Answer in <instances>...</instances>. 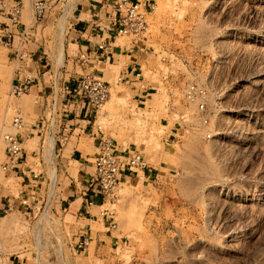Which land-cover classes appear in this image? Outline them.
Masks as SVG:
<instances>
[{"label": "rangeland", "instance_id": "obj_1", "mask_svg": "<svg viewBox=\"0 0 264 264\" xmlns=\"http://www.w3.org/2000/svg\"><path fill=\"white\" fill-rule=\"evenodd\" d=\"M79 1H57L46 13L53 35L43 68L51 81L81 73L78 64L75 69L64 62L61 51L66 20ZM150 1L148 29L137 38L143 48L139 64L127 76L121 70L128 56L100 67L96 74L109 82L110 94L91 114L118 148L144 155L150 176H120L115 202L102 207L113 209L116 227L107 230L99 209L93 211L96 239L88 256L67 255L69 263L49 249V224L35 228L41 208L35 217L17 208L0 211V264H264V0ZM130 38L118 36L116 43ZM8 51L0 45V208L23 185L15 171L2 168L1 136L12 131L17 112L37 99L11 93L15 65ZM191 82L204 88L205 122L184 96ZM54 141L36 133L25 146L32 169L46 179L56 176L61 186L77 170L59 161ZM62 213L53 233L63 231L65 238L71 218Z\"/></svg>", "mask_w": 264, "mask_h": 264}, {"label": "built area", "instance_id": "obj_2", "mask_svg": "<svg viewBox=\"0 0 264 264\" xmlns=\"http://www.w3.org/2000/svg\"><path fill=\"white\" fill-rule=\"evenodd\" d=\"M57 1L60 0H29L32 23L28 26V29H32L33 25L40 23L45 18L50 5ZM153 8L154 3L150 0H113V11L109 15V23L106 26L96 24L101 34L100 40L91 49L77 54L76 60L81 69L77 94L95 113L110 94L109 82L97 76L96 73L100 69L95 62L99 61L102 56L110 54L116 37H142L148 29L147 16ZM23 12L24 3L21 0L0 2V45L8 50L13 49V52L8 55L13 58L18 68L15 82L11 86V93L18 97L30 92L35 79L31 72L28 70L24 72L23 68L27 67L30 53L27 49L29 43L27 27L24 26L22 30L19 29ZM1 18L8 20V23L1 20ZM15 36L17 37L16 47H14ZM184 96L188 101L196 103L200 118L205 122L204 88L197 83H187L184 88ZM46 109L47 112L41 114L35 127L39 135L45 134L48 138H52L57 126L60 124V111L58 110L56 99L50 101ZM18 112L11 120L12 131L5 132L1 136L6 158L2 163L4 170L16 171L23 159V139L20 131L24 127L25 122ZM149 169L150 167L144 155L139 150L136 148H118L114 139L101 131L93 157V170L87 179L85 206L93 205L92 197L97 196L101 199L98 205V213L104 218V223H107V230L116 227L114 211L113 209L102 207L106 203L112 204L115 202L117 197L116 188L120 183V176H128L134 173V176L139 179L144 178L145 175L148 178L149 174L147 172H149ZM139 172L141 175L138 174ZM46 178L41 172L32 171L28 177V182L35 187L34 190L27 195L22 194V190H19L20 195L17 197V202L7 199L0 211L8 214L17 208L23 214L29 216L32 213L34 214L33 217H35V213H38L41 208L40 216L36 219L37 222L35 224L37 227L35 228L37 231L40 230L39 224H41V221L49 224L48 227L52 235V243H48L49 249L55 253L57 259L64 263H69L67 255L72 258L76 254L83 253L85 248L91 243L92 238L90 235L84 234L77 242L69 243L65 238H62L63 231L60 233L61 235L56 232L53 233L56 217L60 218L58 210L55 209V204L59 199V190H57L59 183L56 176ZM40 189L44 192L43 196L35 192L36 190L39 192ZM51 202L55 204L49 207ZM64 236H66V233ZM35 255L37 256V254ZM54 262L60 263L55 260Z\"/></svg>", "mask_w": 264, "mask_h": 264}, {"label": "crops", "instance_id": "obj_3", "mask_svg": "<svg viewBox=\"0 0 264 264\" xmlns=\"http://www.w3.org/2000/svg\"><path fill=\"white\" fill-rule=\"evenodd\" d=\"M21 1L24 3V0ZM112 11L113 0H80L75 5L66 20L63 42L61 43L64 62H68L67 64L71 62L76 69V64H78L76 60L77 54L81 51L91 49L100 40L101 34L96 24L106 26L109 23V15L112 14ZM30 13L25 15L23 12L19 29L22 30L24 26L27 27L26 31L29 36L27 49L30 53L27 67L23 68L24 72L28 70L35 78L29 93L32 97L36 96L37 99L34 101L31 109L19 110L25 122L24 127L20 131L23 139V155L25 157L19 163L18 169L15 172L23 182L20 189L22 190V194L27 195L32 192L35 187L28 182V177L34 170L28 163L27 156L31 152L25 144L29 138L37 133L35 126L41 114L44 113L45 107L50 101L56 99L58 110L60 111V124L55 130V141L53 143L58 146L56 156L60 162L75 164L77 177L71 178L70 176L69 179L64 180L63 185L59 186V199L55 204V208L63 212V218L68 215L71 218L67 223L68 230L65 236V239L69 243L77 242L84 234L91 236L92 243L96 237L92 236L90 221L96 220V215L93 211L98 208L101 199L97 196L92 197V206H85V199L87 197V179L93 170V157L96 152L101 130L95 126V120H93L91 115L93 111L77 94L79 75L68 73L59 76L56 80L51 81L48 79L46 73L49 71L44 70L43 62H45V58H49L47 51L49 48L48 43L51 41L50 38L53 32H47L46 24L49 20H53V18H50L51 16L48 14L40 23L33 25L32 29H28V26L32 23ZM1 20L8 23V20L4 18H1ZM14 40V47H16V36ZM116 41L117 37L115 38L110 54L102 56L95 64L101 69L100 67H103L106 63H113L117 56H128L125 69L121 71L124 76L131 75L139 64V59L142 55L141 44L137 41V38H130L129 41L123 44L116 43ZM53 43L59 46L58 40L56 41L54 39ZM12 52L13 49H9L8 54ZM123 52H126V54H123ZM8 57H10L15 65L11 73V78L9 79V85L12 86L15 82L18 65L11 56L8 55ZM92 148L95 151H92ZM150 172L151 169L147 172L149 176ZM43 176L46 177L44 174ZM128 177L130 176H123L125 179ZM40 191L38 192L36 190L35 192L40 193ZM88 195L90 194L88 193ZM8 199L15 202L18 200L17 197H9ZM6 201H4L3 205ZM98 236L102 237L101 234ZM102 241L106 242V239L103 237ZM89 247L87 246L85 248L83 252L84 256H88ZM13 264L29 263L28 261H16Z\"/></svg>", "mask_w": 264, "mask_h": 264}, {"label": "bare ground", "instance_id": "obj_4", "mask_svg": "<svg viewBox=\"0 0 264 264\" xmlns=\"http://www.w3.org/2000/svg\"><path fill=\"white\" fill-rule=\"evenodd\" d=\"M245 1H247V0H245ZM223 2V1H222ZM263 2V1H262ZM255 3V2H254ZM264 5V4H263ZM258 6H259V4H258ZM254 7V6H253ZM261 8H262V6H260ZM264 7V6H263ZM256 12V11H255ZM264 52V51H263ZM255 81V80H254ZM230 132V131H229ZM259 132V130H256V131H253V132H251L250 133V135H248V137L246 138L249 142L252 140V139H255V135H256V133H258ZM237 138V137H236ZM262 150V149H261ZM264 150V149H263ZM230 200V199H229ZM207 205V204H206ZM211 225V224H210ZM208 227V226H207ZM200 245V244H199ZM210 245V244H209ZM204 247V246H203ZM202 247V248H203ZM209 247V246H208ZM196 248H198V247H196ZM202 248H200V250L202 249ZM204 249V248H203ZM214 249V248H213ZM217 249V248H216ZM198 250V249H197ZM197 253V252H196ZM198 254V253H197ZM173 255V254H172ZM175 255V254H174ZM169 256V255H168ZM181 258V257H180ZM197 261V260H196ZM185 263V262H184Z\"/></svg>", "mask_w": 264, "mask_h": 264}]
</instances>
